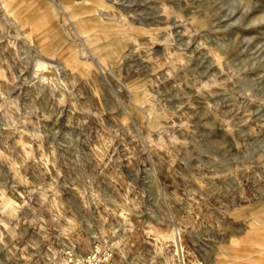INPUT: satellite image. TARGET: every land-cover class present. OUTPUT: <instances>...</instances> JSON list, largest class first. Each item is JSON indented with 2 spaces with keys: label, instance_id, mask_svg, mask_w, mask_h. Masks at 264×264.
<instances>
[{
  "label": "rangeland",
  "instance_id": "374dc122",
  "mask_svg": "<svg viewBox=\"0 0 264 264\" xmlns=\"http://www.w3.org/2000/svg\"><path fill=\"white\" fill-rule=\"evenodd\" d=\"M107 231L115 264H264V0H0V264Z\"/></svg>",
  "mask_w": 264,
  "mask_h": 264
},
{
  "label": "bare ground",
  "instance_id": "6f19581e",
  "mask_svg": "<svg viewBox=\"0 0 264 264\" xmlns=\"http://www.w3.org/2000/svg\"><path fill=\"white\" fill-rule=\"evenodd\" d=\"M59 70L60 69H57L54 65L47 63V62H36L35 66H34V74L37 78H40V79H43L46 81H52L57 87L63 88L62 81L59 77V72H60ZM102 224L103 223H99V225H98L99 232H102V231L104 232L105 228L103 227ZM99 232H94V234L99 233ZM106 233L108 235L107 236L108 239H102L101 238L99 240V242L102 241V243H104V244H102L100 242L102 244V246L110 249L114 258H116V256H117L116 253H117L122 258L127 259V252L125 251V249L122 246H119L117 248H114L112 246V243L114 241L113 237L115 238V236H118V234H120V233L118 231H114V232H112V235H113L112 237H109L111 235L109 233V231H107ZM81 260H82V257L80 258V261H78L77 264H80ZM136 263H138V262H135V264Z\"/></svg>",
  "mask_w": 264,
  "mask_h": 264
},
{
  "label": "built area",
  "instance_id": "2783aa9c",
  "mask_svg": "<svg viewBox=\"0 0 264 264\" xmlns=\"http://www.w3.org/2000/svg\"><path fill=\"white\" fill-rule=\"evenodd\" d=\"M80 264H115V261L110 249L103 247L100 242H95L92 250L82 258Z\"/></svg>",
  "mask_w": 264,
  "mask_h": 264
},
{
  "label": "crops",
  "instance_id": "0c3cea01",
  "mask_svg": "<svg viewBox=\"0 0 264 264\" xmlns=\"http://www.w3.org/2000/svg\"><path fill=\"white\" fill-rule=\"evenodd\" d=\"M124 259V258H123ZM124 260H126V259H124Z\"/></svg>",
  "mask_w": 264,
  "mask_h": 264
}]
</instances>
